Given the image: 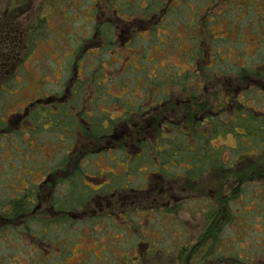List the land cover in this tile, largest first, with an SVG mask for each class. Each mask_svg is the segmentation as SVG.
I'll return each mask as SVG.
<instances>
[{"label": "flooded vegetation", "instance_id": "1", "mask_svg": "<svg viewBox=\"0 0 264 264\" xmlns=\"http://www.w3.org/2000/svg\"><path fill=\"white\" fill-rule=\"evenodd\" d=\"M180 2L182 7L189 6L188 0ZM168 3L163 8L140 7V15L126 16L117 7L97 10L96 14L105 19L95 28L98 31L93 34L91 49L107 54L111 46H117L109 58L116 68L107 70L101 63L94 67L98 79L109 81V89L106 80L94 82V92L92 88L88 91V96L93 93L92 98L87 103L86 98L81 99V65L53 83L58 89L55 93L46 89L43 97L36 96L24 109H17L21 110L16 114L18 120L1 119L0 141L4 144L0 159L4 158V169L11 160L14 162L10 148L16 146L30 152L28 160L36 170L27 175L20 169L3 170L0 175V182L5 180L0 191L10 193L9 199L0 198V207L10 208L7 218L0 213V264H65L77 246H83L79 250L82 258H97L100 247L101 264H112L110 254L124 255L123 251L129 255L136 252L138 261L133 264H145L146 255L159 251L157 245L153 246L156 240L151 241L155 234L146 237L140 228L144 221L150 231L157 232L153 224L161 221L155 217L174 226V264H257L252 262L256 250L245 257V263L234 250H225L223 230L227 223L235 229L242 225L239 215L229 212V190L237 197L245 183L264 172V27L244 23L252 11L260 14L264 5L261 2L253 7L248 0L213 2L204 9L206 18L215 15L212 25L218 20L226 22L222 35L214 36L205 18L201 24L204 29L200 30L203 33L191 36L189 47L181 49L179 38L168 33L172 29L164 13L179 10L186 17L198 12L188 7L186 14V8L173 7V0ZM237 14L242 17L237 19ZM36 19L29 27L39 25ZM29 27L24 40L17 39L18 35L22 38L20 30L10 31V39L15 38L11 45L22 43L16 53L22 48L25 54L17 63L9 58V68L0 62V80L11 75L19 83L18 64L29 59L34 47L45 38L41 30L30 32ZM141 31L148 34L147 39L141 36L135 52L131 45L134 41L123 36L128 34L139 41L136 34ZM160 34L167 44L146 50L145 42ZM205 37L211 41L207 48L202 45L208 44ZM119 48L127 50L121 55ZM177 50L182 63L179 67L171 63ZM150 54L158 56L151 58ZM162 61L169 66H162ZM120 77L126 81H118ZM111 81L126 93L111 95ZM4 83L2 91L8 86ZM99 99L109 102L100 104ZM22 117L27 120L20 122ZM50 117L56 120L55 127L50 120L46 122ZM19 123L18 131H9ZM35 123L50 134L48 144L57 148L44 152L40 145L31 144L37 140ZM95 159L109 169H98L96 162L93 171ZM33 208L41 217L34 216ZM180 215L187 217L182 228L177 224ZM15 219H20L19 231L1 232L14 225ZM132 236L138 242L130 245L127 241ZM92 240L95 249L89 247ZM104 240H110L111 247L103 245ZM233 243L236 249L239 242L233 238ZM117 245L122 247L119 253L115 251ZM60 249L65 253L58 257ZM21 253L28 257L27 262L18 260ZM89 262L87 259L80 264ZM117 264L125 263L119 258Z\"/></svg>", "mask_w": 264, "mask_h": 264}, {"label": "rangeland", "instance_id": "2", "mask_svg": "<svg viewBox=\"0 0 264 264\" xmlns=\"http://www.w3.org/2000/svg\"><path fill=\"white\" fill-rule=\"evenodd\" d=\"M123 1V2H121ZM233 3L237 2V0H232ZM243 2V0H241ZM252 3L253 7H256L261 4V2L264 5V0H261V2L257 0H248ZM20 2V3H19ZM121 2L117 5L114 3ZM215 5H218V0H188L189 6L182 7V3L180 0L176 1L173 0V7H179L183 10L186 8L185 13H189V8L195 9V11L198 12V14L195 15L194 12H191L188 14V16H183V13L179 10L177 12H167L164 13L166 15L165 20H168V27L172 30L168 33L171 35L178 37L181 49H187L189 47V39L191 36H198L202 29L204 27L202 26L204 24V20L207 16L205 8L210 7L214 3ZM165 3H168V0H162L160 2L159 0H0V38L5 34L7 29L9 28V25L13 22L16 23L19 27L20 31H24L31 25L32 21L35 20V18L41 20L37 21V24L42 25L41 35H44L45 38L39 42L32 52L29 54L30 57L25 62H22L21 64H18V70L16 72L17 76L16 79L19 83H17L14 79H11V75H7L4 79L0 80V86L3 85V82H6L4 84L8 83V86L2 93L0 94V124L1 119L2 120H11L12 118L14 120H18L19 117L16 116L18 114L17 109H24L26 107V104L29 103L33 98L36 96H39L42 94V91H45L46 89H50L52 93H55L56 90H58L56 87L53 86V83L59 82L60 78H64V75L67 74V71L70 69L72 71L75 67H80V71H82V76L80 77V82L83 85L82 93H81V99L86 98V103L89 99L92 98V94L88 96V91L90 88L93 89V83L95 84L97 82H101L102 80H106V87L109 89L110 85L108 84L109 81H107L106 78H97V76L94 73V67L96 64L101 63L105 66V69L112 70L116 68L117 66L110 65L109 58L111 57V52L115 53L117 51V46H111L106 53H98V50L91 49L93 46H91V43L93 41V34L94 32L98 31L96 28L97 25H100L105 18L101 17L99 14H96L97 10H103V9H110V7H117L118 9L124 10L123 14L134 13L135 15H140L139 9L140 7H154L155 8H163L165 7ZM115 5V6H112ZM168 5H170L168 3ZM169 7V6H167ZM171 6V8H173ZM189 7V8H188ZM220 8V4H219ZM258 10V9H257ZM260 10V9H259ZM234 15V14H233ZM122 16V17H126ZM237 19L241 18L242 16L237 14L235 16ZM185 18V19H184ZM36 19V20H37ZM215 19L214 14L208 15L205 22L208 27V30L212 31L214 36H221L223 32V26L226 25V22L218 20L217 23L213 24V20ZM237 19L235 23L237 22ZM100 20V21H99ZM245 24L250 25L253 24L256 28L264 27V9L260 10L259 13H255L252 11V14L248 17L247 21H244ZM165 24V22H164ZM202 24V25H201ZM240 24L237 22V25ZM192 25V26H191ZM191 26V27H189ZM15 28V27H14ZM207 29V28H206ZM167 32V30H164ZM169 31V30H168ZM140 33V34H139ZM137 35V39L139 41H135L132 39L130 35H124V39H129L134 41L132 45V49L136 52L139 50V44L141 43V36H143L145 39H147V33L146 32H139ZM203 33V32H202ZM201 33V34H202ZM155 35V34H154ZM206 38V37H205ZM99 39V38H97ZM104 40L105 38L102 37ZM200 40H202V36L199 37ZM119 43L121 39L119 38ZM171 40V45H174L173 39ZM208 41V44L202 43L203 46L211 45V41L206 38ZM196 41V40H195ZM143 43V42H142ZM166 45V41L163 42V36L162 34L154 36L151 40L145 42L146 50H149L150 47H153L155 45ZM121 46V44H120ZM144 46V47H145ZM2 49V46H0ZM85 48V49H84ZM84 49V50H83ZM120 49V48H119ZM122 50L121 55L124 50L127 49H120ZM74 54L72 57H66L69 54ZM151 53V52H150ZM25 54V49H20L19 53H16L12 51L11 56L8 55V58L12 57V60L14 63H17L19 60V56L23 57ZM4 55L1 53L0 50V56ZM127 55V53H125ZM17 56V57H14ZM98 56V57H97ZM151 58L153 56H158V54H150ZM129 57V55H128ZM241 58V55L238 56ZM101 58V59H99ZM116 57H113V60ZM156 58V57H155ZM98 59V60H97ZM137 58L134 59L136 61ZM115 61V60H114ZM12 62V61H11ZM172 64H174L176 67L182 66V63L180 62V50H177L174 53V56L172 57ZM162 66H169V62H161ZM78 65V66H77ZM164 67V68H166ZM9 68V63H8ZM11 69H9L10 71ZM14 71V70H13ZM149 71H146L147 74H149ZM182 70L178 69V72H181ZM129 73V71H127ZM130 78L131 76L128 75ZM125 75V78L128 77ZM10 78V79H9ZM126 81L124 78L120 77L118 81ZM131 80V79H130ZM129 80V82H130ZM117 82V81H114ZM52 83V84H50ZM110 84L113 85V81L110 82ZM132 84L134 86V81H132ZM5 86V85H4ZM131 86V85H130ZM129 86V87H130ZM131 88V87H130ZM129 90V88H128ZM126 90V91H128ZM60 91V90H59ZM136 91V90H134ZM61 92V91H60ZM94 92V89H93ZM138 92V91H137ZM124 93V89H117L114 85L112 90H110V94L114 96H122ZM40 97H43L41 95ZM109 101L105 99V102L103 103L99 99L100 104L108 103ZM105 105H102V109H105ZM117 107V106H116ZM37 108V107H36ZM115 108H112V110ZM84 110H88V108H84ZM32 114V113H30ZM99 114H101L99 112ZM96 114L93 113V116ZM13 116V117H12ZM97 115L94 119H96ZM40 119V118H39ZM27 120L25 117H22L20 119V122H23ZM51 121V124L55 127L56 120L53 119V117H50L46 120V122ZM20 123L16 124L12 127V129H9L10 132L13 131V128L17 131L20 128ZM6 128H9L7 126ZM33 129L35 130L34 135L37 137V140L35 142H31L34 146H41L44 149V152H47L48 150H54L53 144H48L51 141L50 134L44 131L42 125H36V123L33 125ZM82 129V128H81ZM83 130V129H82ZM0 141V147L3 145ZM46 145V147H45ZM216 145V144H215ZM27 147V145H24L23 148ZM29 151L27 149L22 150L16 146H12L10 148V155L13 158V163L11 160V163L7 166V169H4L5 163L2 159H0V175L2 174V171H16L17 169H20L26 173V175L31 172L35 171L36 167L35 165L28 160ZM3 157H6L7 155L5 153H2ZM225 159L228 160L229 157L226 153ZM259 159V158H258ZM257 159V160H258ZM95 168L92 169L95 171L96 168V162L98 169H105L108 170L109 166L106 165V163H103L99 159H95ZM250 161V160H249ZM85 166V165H84ZM251 172V171H250ZM5 184V180L2 179L0 182V186ZM263 184V185H262ZM0 198L9 199V192H3L0 191ZM211 195V193H209ZM228 195H231L232 201L230 202L229 206V212L233 216L239 215V220L241 221L242 225L235 229L236 226L233 228L232 223L228 225L227 227H224V236L226 237V241H224V249L234 250L233 252L238 253L242 256V262L244 261L245 257L248 256V254L254 255L253 263L262 264L264 262V172L259 177L256 176L255 179L251 180L248 183H245L241 191L237 194V197L234 194V191L227 193ZM6 205V204H5ZM10 210L9 207L3 206L0 207V213L4 218L6 217V214H8V211ZM239 212V213H238ZM40 211L37 210V208H33V214L34 216L41 217V214H39ZM157 220L160 219V223L153 224L158 229L157 232H153L149 230V225L145 224L144 221H142V227L140 229H143L144 235L146 237H150L151 234H155L153 238H151V241L153 242V246L158 247L157 253H151L149 255L145 256L146 262L145 264H174L175 262V256L173 254L172 250V243H176V240L171 235V231L174 230V226H172V223H164L161 218L155 217ZM186 215H180L179 222H177L178 225L182 228V224L184 223ZM11 219V218H10ZM17 220V221H15ZM16 222L14 225L10 226V228H2L1 232H16L19 231V221L20 219H15ZM156 221V220H155ZM153 223V222H152ZM144 225V227H143ZM185 226V224H183ZM159 231V232H158ZM153 232V233H152ZM151 233V234H150ZM18 237L16 236L15 239ZM233 238H235L239 242V246H237L236 249L233 248ZM244 238V239H240ZM102 241L100 239L98 242ZM142 241V240H141ZM144 240L145 243H150L151 241ZM174 241V242H173ZM18 243H22V240H16ZM87 242V241H85ZM130 245L136 244L138 241L135 239V237H131L127 241ZM113 243V241H112ZM109 244V247H111L110 240H104L103 245ZM219 245H217L218 248ZM89 247L91 249H95L94 242L90 243ZM116 252L121 251V246L117 245ZM61 248H64V244H62ZM68 248V246L66 247ZM83 248V246H82ZM81 246L73 247L74 255L71 256V260H68L65 262V264H80L81 262H84L87 259H90L89 264H101V251L100 247L98 250H96L97 258L94 256H90L88 258H82L81 253H79V250L82 249ZM144 248V247H143ZM240 248V249H239ZM84 249H87V247H84ZM239 250V251H238ZM111 252V251H110ZM109 252V254H110ZM114 252V251H112ZM125 254H110V259H112V264H117L118 259L120 258L121 261L125 264H133L137 262L136 259V252H131L129 255L128 251H123ZM11 253V252H10ZM64 252L59 250L58 257H61ZM42 256V255H41ZM229 257H233L232 255H228ZM115 257L117 258L115 260ZM224 258V256H223ZM222 258V259H223ZM18 260H20L22 263L25 260L28 261V257L26 255H23L22 253L18 257ZM115 260V261H114ZM238 258L236 257V261ZM40 261V259H39ZM41 263V262H40ZM226 263V262H224Z\"/></svg>", "mask_w": 264, "mask_h": 264}, {"label": "trees", "instance_id": "3", "mask_svg": "<svg viewBox=\"0 0 264 264\" xmlns=\"http://www.w3.org/2000/svg\"><path fill=\"white\" fill-rule=\"evenodd\" d=\"M17 0H15V2H16ZM20 3V2H19ZM39 21H41V20H39ZM39 24V23H38ZM15 27V28H14ZM19 27L17 26V24L16 23H11L10 25H9V28L7 29V31L5 32V34L0 38V40H3L4 42L3 43H0V46H2V49L0 48V50H1V53H3L4 55H2V57L0 58V62H4V64H5V66H7L8 65V63H9V61H11V57H10V60L8 61V55H10L11 56V53H12V51H15V52H18V48L21 46V44H16V45H11V42L12 43H14V37L12 38V39H10V36H11V32L10 31H12V29L13 30H20V29H18ZM30 28V32L32 31V30H34L35 32L36 31H38V30H40L41 28H42V25H38V26H30L29 27ZM38 29V30H37ZM22 32V31H21ZM21 34H23L22 35V38L18 35L17 36V39L18 40H20V39H25V30L21 33ZM29 34V33H28ZM28 34H27V36H28ZM14 35V34H13ZM14 46H16V48H14ZM2 93V89H1V87H0V94ZM21 209V208H20ZM19 210V209H18ZM18 213V212H17Z\"/></svg>", "mask_w": 264, "mask_h": 264}]
</instances>
